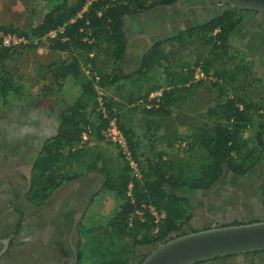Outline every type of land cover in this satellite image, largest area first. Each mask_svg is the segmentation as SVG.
Segmentation results:
<instances>
[{"label": "rangeland", "instance_id": "1", "mask_svg": "<svg viewBox=\"0 0 264 264\" xmlns=\"http://www.w3.org/2000/svg\"><path fill=\"white\" fill-rule=\"evenodd\" d=\"M46 1L0 0V28L11 29L16 35L25 34L29 40L5 65L13 78L26 85L31 97L27 105L11 103L0 111V238L12 234L11 244L0 264H71L79 252L83 256L81 264H88L86 256L91 249L96 250L99 242L104 246L124 244L126 249L131 248L127 238L117 242L108 234V224L122 199L114 192L103 190L104 177L100 173L89 172L66 183L38 208L25 198L28 181L24 176L28 174L29 166L43 144L57 135L61 116L79 95V82L67 81L60 86L61 82L54 79L55 65L73 57L78 59L82 78L92 80L96 94V105L91 104L85 110L86 119L97 126L101 124L99 116L109 121L101 131V142L96 140L95 131L90 128L91 134H87L84 141L80 139L76 148L60 150L63 159L56 169L58 174H78L93 164L115 180L125 173L141 180L148 160H158L160 155L164 160L198 164L206 152L193 143V135L199 129L211 130L215 125L224 124L217 106L234 96L249 98L264 106V16L260 14L242 13L244 21L230 37L233 47L241 52L238 59L251 63L249 67L243 66L249 70L235 74L234 82L226 81L223 59L212 70L216 75L193 81L186 91L182 86H175L171 101L162 103L161 98L158 103L164 105L165 113L154 114L151 110L158 106L153 107L155 102H149L145 93L151 88L170 90L172 86L169 85H177L179 76L194 69L197 55L208 54V48L199 38L185 39L182 43L167 40L219 16L225 6L215 7L202 16L193 0L188 13L190 4L183 0L175 8L178 16L185 17L181 30L167 31L168 36L163 32L165 29L155 30L150 23V17H158L156 8L136 14L141 15L142 20L129 23L128 55L118 65V71L136 73L143 54L159 42L166 60L150 69L143 78L136 76L130 81L101 87L98 73H109L111 62L103 47L93 48L90 53L76 46L66 51H51L50 41L58 40L62 29L40 40L32 38L31 33L48 12ZM68 3L72 4V0ZM169 14L173 16L171 11ZM254 69L259 75L251 74ZM164 101H168V97ZM112 124L123 137L119 126L129 132L134 145L132 149L127 147L135 170L129 167L119 148L105 137L114 128ZM68 152L78 154L71 158ZM131 187L126 188L127 197H131ZM167 192L183 197L189 203L191 219L184 230L207 228L213 220L230 224L261 219L264 216V152L258 164L242 177L224 169L220 179L208 190L181 187L167 188ZM20 216L23 217L19 220L22 224L13 234ZM86 231H90L89 234H84ZM152 249L153 246L138 248L133 254H125V258L129 264H136ZM206 264H264V254Z\"/></svg>", "mask_w": 264, "mask_h": 264}, {"label": "trees", "instance_id": "2", "mask_svg": "<svg viewBox=\"0 0 264 264\" xmlns=\"http://www.w3.org/2000/svg\"><path fill=\"white\" fill-rule=\"evenodd\" d=\"M69 1L47 0L48 12L31 36L40 40L45 35L62 29L59 39L50 41L51 51L61 52L76 46L90 53L93 48L103 47L104 54L111 62L109 73H98L101 87L130 81L136 76L143 78L150 69L166 60L161 49L162 43L159 42L143 54L136 73L123 74L118 71V65L124 60L127 50L124 19L157 7L171 6L178 0H72V4H69ZM86 5H88L87 10L83 12ZM81 12V16L78 17ZM242 13L247 12L225 7L219 16L167 40V42L182 43L185 39L199 38L201 44L208 48V54L197 55L194 69L179 76L177 85H169L172 86L170 90L162 91V103L168 104L167 102L171 101L170 96L175 86L184 87L183 91L188 90L197 69L206 78L214 76L217 74L212 72L214 66L224 59L226 81L233 82L240 72L245 73L250 69L248 67L251 63H244L238 59L241 52L233 47L230 40L232 33L244 21ZM260 15L264 16V14ZM0 31L16 34L11 29L0 28ZM17 35L24 38L27 36ZM83 39H86L85 43ZM17 53V48L6 49L0 45V111L11 103L24 106L31 102L26 85L13 78L5 65V62ZM54 72L53 77L61 82L60 86L67 81L79 82V95L61 116L57 135L46 141L39 149L32 164L30 186L25 198L33 207L38 208L60 187L86 173H100L104 177L103 190L114 192L122 199L116 214L108 224L110 228L108 234L112 240L117 239V242L127 238L131 248L126 249L124 244L104 246L99 242L96 250L91 249L86 256L88 264H129L125 254H133L138 248L154 247L168 239L185 234L181 231L191 219L189 203L183 197L169 194L167 188L208 190L220 179L224 169L236 177H242L258 164L264 152V106L249 98L234 96L217 106L223 125H215L211 130L199 129L194 133L193 143L206 152L205 156L198 160V164L164 160L160 155L158 160H148L146 169L142 171L141 180L130 178L127 173L115 180L104 169L97 168L93 164L88 165L85 172L71 175L58 174L56 169L63 159L60 150L65 147L69 151L76 148L86 128L89 129L87 131L90 134V128L93 129L96 140L101 142L103 140L101 131L106 128L109 121L102 120L99 116L101 124L97 126L96 123H90L86 119L85 110L91 104L96 105V94L92 80L82 78L81 67L76 57L55 65ZM251 74L259 75L255 69ZM218 78L223 76L218 75ZM186 86L189 87L185 88ZM156 91H159V88H151L144 97ZM167 97L168 101H164ZM162 103L151 111L154 114L165 113ZM119 128L127 146L132 149L134 144L129 132L124 131L120 126ZM77 154L78 152L76 154L68 152V157L73 158ZM129 185L132 186L131 197L125 195ZM155 215L159 218L158 221ZM238 224L240 223L234 222L230 225ZM18 227L19 222L13 234ZM89 232L86 231L84 234L87 235ZM148 254L143 255L136 264H140ZM82 257V252H79L76 264H81ZM228 258L231 257L224 259Z\"/></svg>", "mask_w": 264, "mask_h": 264}, {"label": "water", "instance_id": "3", "mask_svg": "<svg viewBox=\"0 0 264 264\" xmlns=\"http://www.w3.org/2000/svg\"><path fill=\"white\" fill-rule=\"evenodd\" d=\"M239 12L264 14V0H210ZM32 169V168H31ZM30 176L28 186H30ZM9 240L0 241V257ZM256 254V255H255ZM264 254V220L215 226L179 235L153 247L140 264H204ZM77 258L71 262L76 264Z\"/></svg>", "mask_w": 264, "mask_h": 264}, {"label": "crops", "instance_id": "4", "mask_svg": "<svg viewBox=\"0 0 264 264\" xmlns=\"http://www.w3.org/2000/svg\"><path fill=\"white\" fill-rule=\"evenodd\" d=\"M183 0H178L175 4L171 5V6H168V7H158L156 8V12L155 14L158 15L157 16H154V17H150V15H148L150 17V23L153 25V29L155 30H158V29H165L163 32H165V35H169L167 33V31H171L173 32L174 29H177V31H180L181 29L180 26L182 27L183 25V22H184V19L185 17L182 16V15H179L177 14V10L175 8H177L182 2ZM194 3H195V8H199L201 9V14L202 16H205L209 10H213L215 7H219L218 5H215L212 1L210 0H193ZM188 5L190 4V6L188 7V10L187 12L189 13L190 12V9H192V6H191V0L189 1L188 0ZM204 12H203V11ZM170 11L173 13V16H171L169 13ZM154 14V15H155ZM148 16H144V17H148ZM178 16V17H177ZM187 17V16H186ZM134 20V21H141V15L138 16V15H133V16H128L124 19V31H125V34H126V39H127V50H126V57L125 59L127 58V55H128V49H129V40H128V33H129V23ZM179 29V30H178ZM173 34H170V36H172ZM124 59V60H125ZM31 166H29V169H28V174L26 176H24V178L28 181V178L30 176V173H31ZM21 174H24L22 169L20 170ZM28 186V184H27ZM206 264V263H205Z\"/></svg>", "mask_w": 264, "mask_h": 264}, {"label": "built area", "instance_id": "5", "mask_svg": "<svg viewBox=\"0 0 264 264\" xmlns=\"http://www.w3.org/2000/svg\"><path fill=\"white\" fill-rule=\"evenodd\" d=\"M91 1H95V0H91ZM111 1H115V0H111ZM50 34L54 35L55 32H51ZM28 43H29V40L24 37H19L16 34L5 33L4 31H0V45L3 48H6V49H16L17 48L18 49L24 45H27ZM205 78L206 76H204V74L199 69H197L194 74L193 81L195 82V81L202 80ZM161 98H162V90L150 93L148 96L149 102H151L152 100L155 101V104L153 107L158 106V103ZM150 107H152V105H150ZM112 127H114V124H112ZM89 133H90L89 131H87L86 133H83L81 136V140L83 141L86 140V136L87 134L89 135ZM105 137L113 145H116L119 148V150L122 152L123 156L125 157V160L127 161L129 167L135 170V163L128 150L126 141L124 137L121 135V133L119 132V130H117L114 127L111 131L105 134ZM156 218L158 221L159 218L157 216Z\"/></svg>", "mask_w": 264, "mask_h": 264}, {"label": "flooded vegetation", "instance_id": "6", "mask_svg": "<svg viewBox=\"0 0 264 264\" xmlns=\"http://www.w3.org/2000/svg\"><path fill=\"white\" fill-rule=\"evenodd\" d=\"M215 5H218V4H216V3H214ZM218 6H220V5H218ZM31 167H32V165H31ZM28 189H29V186H28ZM27 189V190H28ZM26 193H27V191L25 192V195H26ZM21 218H23L22 216H20L19 217V219H18V221H17V223L19 222V220H21ZM259 220H264V216L261 218V219H248V220H245V221H239V222H236V223H243V222H250V221H259ZM16 223V224H17ZM21 222H19V224H20ZM22 224V223H21ZM230 224H233V223H230ZM230 224H223V223H219V221H217V220H213V223L211 224V225H209L207 228H210V227H212L213 225H215V226H224V225H230ZM17 226V225H16ZM16 226H15V228H16ZM207 228H204V227H202V228H191V227H189L188 229H186V230H184V229H182V231H181V233H188V232H194V231H198V230H202V229H207ZM14 231V230H13ZM180 233V234H181ZM11 236H12V234L11 235H5V236H3L2 238H0V241L2 240V239H8L9 240V243L11 244ZM4 258V256L3 255H1V257H0V260L1 259H3Z\"/></svg>", "mask_w": 264, "mask_h": 264}]
</instances>
